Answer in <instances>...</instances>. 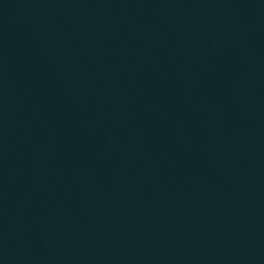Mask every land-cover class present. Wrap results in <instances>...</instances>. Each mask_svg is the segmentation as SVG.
Returning a JSON list of instances; mask_svg holds the SVG:
<instances>
[{"label": "water", "instance_id": "water-1", "mask_svg": "<svg viewBox=\"0 0 264 264\" xmlns=\"http://www.w3.org/2000/svg\"><path fill=\"white\" fill-rule=\"evenodd\" d=\"M0 264H264V0H0Z\"/></svg>", "mask_w": 264, "mask_h": 264}]
</instances>
